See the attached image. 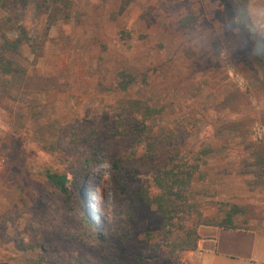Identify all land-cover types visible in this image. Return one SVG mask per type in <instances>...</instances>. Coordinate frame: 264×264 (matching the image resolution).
Segmentation results:
<instances>
[{
	"label": "rangeland",
	"instance_id": "rangeland-1",
	"mask_svg": "<svg viewBox=\"0 0 264 264\" xmlns=\"http://www.w3.org/2000/svg\"><path fill=\"white\" fill-rule=\"evenodd\" d=\"M70 1L67 15L59 13L49 29L56 10L49 0L22 7V19L0 28L15 37L23 24L33 42L15 56L28 79L12 84L0 76V264H29L34 255L18 249L16 240L33 234L36 203L47 199L36 193L45 186L44 170L65 169L64 151L51 152L44 142L67 127L113 126L114 106L128 99L161 108V123L178 127L187 148H210L193 185L206 214L222 217L237 204L239 227L264 222V172L260 177L254 170L261 169L249 165L252 143L264 149V58L194 43L198 28L215 29L238 3L264 0ZM5 18L0 8V23ZM123 70L134 77L127 90L118 85ZM78 188L95 222L117 221L123 205L114 204L108 160ZM204 227L213 226L199 230ZM239 249L251 255V247Z\"/></svg>",
	"mask_w": 264,
	"mask_h": 264
},
{
	"label": "trees",
	"instance_id": "trees-1",
	"mask_svg": "<svg viewBox=\"0 0 264 264\" xmlns=\"http://www.w3.org/2000/svg\"><path fill=\"white\" fill-rule=\"evenodd\" d=\"M34 1L0 0L6 13L0 28L16 24L23 17L22 7ZM49 1L56 10L48 29L59 13L66 16L72 8L70 0ZM17 29L15 37L0 33V76L10 77L12 84L29 75L18 67L15 56L26 46L33 47L29 30L23 24ZM118 76L122 90L134 82L124 70ZM114 107L113 126L67 127L65 133L44 142L51 152L64 151L65 169L44 170L45 186L36 193L47 199L36 203L30 240H16L18 249L34 254L29 264H183V253L198 247L200 226L237 228L239 205L231 204L224 216L217 217L206 214L195 197V177L202 175L201 161L210 148H187L178 127L161 123V108L139 99L122 100ZM252 146L249 165L259 167L261 172L254 173L262 177L264 149L258 143ZM102 160L112 166L114 204L123 205L117 221L103 227L92 218L86 196L78 188L79 181ZM63 202H70L72 208Z\"/></svg>",
	"mask_w": 264,
	"mask_h": 264
},
{
	"label": "crops",
	"instance_id": "crops-1",
	"mask_svg": "<svg viewBox=\"0 0 264 264\" xmlns=\"http://www.w3.org/2000/svg\"><path fill=\"white\" fill-rule=\"evenodd\" d=\"M248 226L201 228L198 247L187 251L186 264H264V222ZM242 244L251 247V255L240 252Z\"/></svg>",
	"mask_w": 264,
	"mask_h": 264
},
{
	"label": "clouds",
	"instance_id": "clouds-1",
	"mask_svg": "<svg viewBox=\"0 0 264 264\" xmlns=\"http://www.w3.org/2000/svg\"><path fill=\"white\" fill-rule=\"evenodd\" d=\"M213 42L218 52L227 47L238 54L264 58V4H238L218 18L215 29H197L195 44Z\"/></svg>",
	"mask_w": 264,
	"mask_h": 264
},
{
	"label": "bare ground",
	"instance_id": "bare-ground-1",
	"mask_svg": "<svg viewBox=\"0 0 264 264\" xmlns=\"http://www.w3.org/2000/svg\"><path fill=\"white\" fill-rule=\"evenodd\" d=\"M89 187H90V184H89ZM92 190V189H91ZM92 192V191H91Z\"/></svg>",
	"mask_w": 264,
	"mask_h": 264
}]
</instances>
